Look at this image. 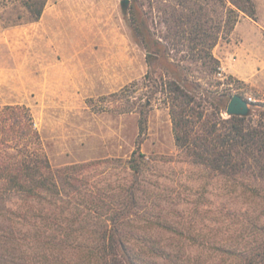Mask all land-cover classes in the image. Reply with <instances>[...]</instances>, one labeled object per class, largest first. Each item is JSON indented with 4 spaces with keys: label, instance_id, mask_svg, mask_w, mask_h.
<instances>
[{
    "label": "rangeland",
    "instance_id": "obj_1",
    "mask_svg": "<svg viewBox=\"0 0 264 264\" xmlns=\"http://www.w3.org/2000/svg\"><path fill=\"white\" fill-rule=\"evenodd\" d=\"M193 2L210 16L213 0ZM258 2L257 20L240 12L239 21L263 24V40L253 36L249 45L262 59L264 0ZM169 4L181 9L177 0H129L127 8L121 0H0V106L30 110L53 169L76 166L68 171L78 176L80 194L67 185L63 191L70 193L66 210L87 216L71 225L78 241L99 245L86 239L112 229L129 246L178 251L172 264H221L230 262L233 247L264 238V186L251 189L216 174L176 145L165 96L154 92L159 70L150 72L129 22L135 9L163 40ZM204 22L210 33L212 21ZM232 33L212 49L219 60L227 48L249 44ZM220 63L215 74H203L214 94L264 100V89L227 74ZM222 116L229 117L226 110ZM10 198L9 208L20 201ZM59 198L51 200L57 212Z\"/></svg>",
    "mask_w": 264,
    "mask_h": 264
},
{
    "label": "trees",
    "instance_id": "obj_2",
    "mask_svg": "<svg viewBox=\"0 0 264 264\" xmlns=\"http://www.w3.org/2000/svg\"><path fill=\"white\" fill-rule=\"evenodd\" d=\"M213 1L208 17L197 2L177 0L181 9L169 4L163 40L151 33L147 18L135 9L129 22L147 50L150 72L159 70L154 92L165 96L175 142L184 157L251 189L259 185V190L264 186V100L252 101L247 116L223 117L227 109L223 101L232 96L225 99L214 94L203 75L218 72L221 63L213 47L226 31L234 30L240 12L257 20V4L254 0ZM41 13L39 9L34 20ZM204 21H212L210 33ZM180 45L186 47V55H179ZM75 167L53 169L26 106H0V264H159V258L172 264L178 251L129 246L126 235L117 230L92 232L86 240H99V245L78 241L71 225L83 223L87 216L66 210L70 193L63 191L67 185L73 188L72 194H80L78 176L68 171ZM55 194L60 195L59 212L52 208ZM13 195L20 201L9 208ZM233 249L230 262L221 264H264V238L255 239L250 247Z\"/></svg>",
    "mask_w": 264,
    "mask_h": 264
},
{
    "label": "crops",
    "instance_id": "obj_3",
    "mask_svg": "<svg viewBox=\"0 0 264 264\" xmlns=\"http://www.w3.org/2000/svg\"><path fill=\"white\" fill-rule=\"evenodd\" d=\"M255 1L259 3L258 0ZM262 27L263 24H260L259 21H238L232 34L241 39V42L246 41L249 44H244V46L237 44L234 49L232 48L233 51L231 48H227L220 60L222 69L227 74L252 86L264 89V58L261 59L260 53L254 47L249 46L253 36L258 40H263ZM261 52L263 53L262 50Z\"/></svg>",
    "mask_w": 264,
    "mask_h": 264
},
{
    "label": "water",
    "instance_id": "obj_4",
    "mask_svg": "<svg viewBox=\"0 0 264 264\" xmlns=\"http://www.w3.org/2000/svg\"><path fill=\"white\" fill-rule=\"evenodd\" d=\"M129 0H121L123 8H127ZM251 111V102L240 94H233L226 109L228 116L239 115L247 116Z\"/></svg>",
    "mask_w": 264,
    "mask_h": 264
},
{
    "label": "built area",
    "instance_id": "obj_5",
    "mask_svg": "<svg viewBox=\"0 0 264 264\" xmlns=\"http://www.w3.org/2000/svg\"><path fill=\"white\" fill-rule=\"evenodd\" d=\"M221 73H222V72H221ZM221 73H220V74H221ZM251 100H252V99H251V98H249V101H251Z\"/></svg>",
    "mask_w": 264,
    "mask_h": 264
}]
</instances>
